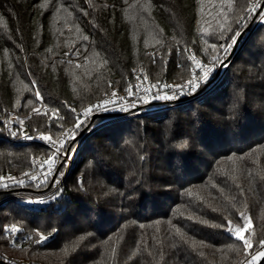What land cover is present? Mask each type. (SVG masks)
Returning <instances> with one entry per match:
<instances>
[{
	"label": "trees",
	"instance_id": "trees-1",
	"mask_svg": "<svg viewBox=\"0 0 264 264\" xmlns=\"http://www.w3.org/2000/svg\"><path fill=\"white\" fill-rule=\"evenodd\" d=\"M198 1L0 0V124L14 110L56 139L138 67L156 85L186 82L185 49L207 62ZM254 1L233 0L229 27L209 42L227 47L247 32L254 21L244 30L242 20ZM228 58L206 94L88 136L58 207L0 209V247L37 264H241L264 245V26ZM40 103L46 112L37 114ZM46 153L0 140V172L30 173ZM240 213L251 223L250 249L227 230L228 221L243 227ZM7 225L31 233V246L12 250ZM41 235L53 238L36 244Z\"/></svg>",
	"mask_w": 264,
	"mask_h": 264
},
{
	"label": "built area",
	"instance_id": "built-area-1",
	"mask_svg": "<svg viewBox=\"0 0 264 264\" xmlns=\"http://www.w3.org/2000/svg\"><path fill=\"white\" fill-rule=\"evenodd\" d=\"M249 9L254 10L248 11L246 18L242 20V25H246L251 18L254 23L247 31L246 39L249 38L259 26H264V0H255L250 4ZM184 53L190 64L191 77L182 84L168 85L171 86L169 87L171 91L173 87L177 88V91H179L177 86H186L194 77L202 74L201 69L204 66L213 68V71L207 83L201 84L197 91L193 93L185 88L184 94L179 95L173 102H178L179 100L188 102L198 98L197 96L200 94L202 95L203 91L214 87L216 83L220 82L226 72L222 69L219 70V67L216 65L203 61L196 55L195 61L190 59L189 57L194 55L191 50L185 49ZM151 55L153 58L155 57L154 52H152ZM64 59H68V57ZM196 61L200 63H196ZM144 77H147V79H144ZM153 85H156L155 82L147 76L144 68L138 67L133 71L132 76L128 78V83L124 88L112 86L110 91L105 93L101 99L80 111L76 115L75 123L67 127H62L58 137L52 139L56 142L55 146L63 145V147L51 170H49L48 164L45 162L53 155L55 147L41 138L42 136H46L45 133L33 132L30 129L29 119L31 115L21 114L14 110L5 113L1 117L0 140H4L15 146H41L46 149L47 153L32 159L33 169L30 173L17 174V172L14 171L0 172V209L9 206L11 203L29 211L58 207L68 198L66 194L68 176L74 166L78 151L86 138L104 126L141 117L156 111V108L150 106L154 102L155 87H152ZM137 87L140 89L139 93H137ZM145 89H151V91L145 94ZM129 90H131L132 95H129ZM199 90H202V93ZM113 92L116 93L115 96L112 95ZM106 101L109 102L107 104L109 110L106 111L104 108H101L97 111L95 109V106L104 105ZM113 101L115 103H113ZM121 105L128 106L127 110L120 111ZM130 105L135 106L131 107ZM89 109H92V111L89 112ZM39 110L40 113L46 112L43 103H40ZM77 117H80L82 121L79 128H76ZM94 117L96 118L94 119ZM93 120H98V122L94 125L85 126L87 122ZM19 121H23V124H20ZM10 133H16V135ZM45 174L47 175L46 181L44 179ZM32 176L38 179L32 180ZM20 180L25 181V183L19 185L17 182ZM5 185H7V187ZM13 226L15 225H7L5 229H11ZM15 227L19 229V231L15 233L4 231L6 238L9 240L10 248L12 250L29 248L33 240L32 234L26 232L22 227ZM45 237L46 239L43 243H47L53 238L52 236ZM0 264L37 263H32L29 260L14 256L0 247Z\"/></svg>",
	"mask_w": 264,
	"mask_h": 264
},
{
	"label": "rangeland",
	"instance_id": "rangeland-1",
	"mask_svg": "<svg viewBox=\"0 0 264 264\" xmlns=\"http://www.w3.org/2000/svg\"><path fill=\"white\" fill-rule=\"evenodd\" d=\"M229 3L231 4V10L229 11L228 5ZM233 10V0H199L198 1V20H197V30L199 34V43L202 48V52L205 55V59L209 64L216 65L219 67L218 69H222L223 71H226L229 67L230 64L224 63L226 62L225 60L228 58L229 55H231L232 50L235 46V44L231 47H216V49H212L211 45L212 43L209 42L208 36L211 33H218L221 34L224 30H226L229 27V22H230V14ZM223 25V27H221ZM248 25H242V28L248 29ZM243 30V31H244ZM246 30L239 35L237 40L240 39V43L237 47V50L233 54L231 60L239 53L242 51L246 44V36H247ZM246 34V35H245ZM226 50V51H225ZM221 57L222 58V63L221 62H214L213 57ZM230 57V56H229ZM219 83V82H218ZM216 83L214 87L218 84ZM213 87V88H214ZM210 90H205L203 94H206ZM156 93H159L161 96H163L165 93L171 94V89L165 88L162 85H157V87L154 88V96ZM201 94L197 97H200ZM196 99V98H195ZM174 99L172 100H165V99H159L156 98L154 99V102L162 103L160 106H155L156 111H161L163 109H169L172 107H178L180 105H183L184 103H187L185 100H179L178 102H173ZM15 206L14 203L9 204V208ZM4 233V232H3ZM246 234V233H245ZM1 246V243H0ZM264 251V245L258 247L254 251H250L247 258L241 263V264H261L262 261L264 260V257H260L256 261H251V256L258 254L259 252Z\"/></svg>",
	"mask_w": 264,
	"mask_h": 264
},
{
	"label": "snow or ice",
	"instance_id": "snow-or-ice-1",
	"mask_svg": "<svg viewBox=\"0 0 264 264\" xmlns=\"http://www.w3.org/2000/svg\"><path fill=\"white\" fill-rule=\"evenodd\" d=\"M228 9L229 11L231 10V4L229 3L228 5ZM254 9H249V11H252ZM221 27H223V25H221ZM240 33L237 31L233 34L232 37H230L231 39V43L227 46L228 48H231L236 42H237V38L239 37ZM84 40H87L88 37L87 36H84L83 37ZM212 49H216V45L215 44H212L211 45ZM226 51V50H225ZM76 55H79V53L77 52ZM190 59L192 60H196V57L195 55H192L191 57H189ZM85 59L87 60V57H85ZM213 60L214 62H221L222 63V58L217 56V57H213ZM196 63H200L199 61H196ZM213 71V68L211 67H207V66H204L202 67L201 69V73L199 76L197 77H194L193 80L189 81L188 84L186 86H177L179 88V91H177V88L173 87L172 88V91H171V94H167L165 93L163 96H161L159 93H156V95L154 96V99L156 98H159V99H165V100H172V99H176L178 98L179 95H182L184 94V90L185 88H187L190 92H195L197 91V89L200 87L201 84H204V83H207L208 79L210 78V74L211 72ZM144 79H147V77H144ZM152 87H157V85H153ZM163 87L165 88H168V87H171V86H168V85H164ZM140 89L139 87H137V93H139ZM151 89H145L144 92L145 94H147L148 92H150ZM113 96L116 95L115 92L112 93ZM129 95H132V92L131 90H129ZM36 97L37 99H40V93L39 92H36ZM29 103H32V101H29ZM109 102H105L104 105H97L95 106V109L98 111L100 110L101 108H104V110H109L107 108V104ZM113 103H115L113 101ZM131 107H134L135 105H130ZM127 107L128 106H124V105H121L120 106V111H125L127 110ZM33 111H35L37 114H40V110L37 108V109H34ZM71 111L75 112L76 110L75 109H71ZM89 112L92 111V109H89L88 110ZM54 117H58L59 119H63V117H60L59 116V113L58 112H53L52 114ZM20 124H23V121H19ZM81 119L80 117H77V123H76V128H79L81 126ZM12 135H16V133H10ZM25 138H29V137H25ZM42 139L48 141L50 144H52L54 147H55V150L53 152V155L49 158L48 161H46L45 163L48 164V167H49V170L52 169L53 165L55 164V161L56 159L58 158V155L60 154V151L63 147V145H60V146H55L56 145V142L52 140V137L50 136H42L41 137ZM141 159H143V157H141ZM229 159H232V157H229ZM11 179V178H9ZM32 180H36L38 179L37 177L35 176H32L31 177ZM44 179L45 181L47 180V175L45 174L44 176ZM19 185H23L25 183V181L23 180H20L17 182ZM7 187V185H5ZM189 195H191V193L189 192ZM240 218L242 221H245L243 227H240V226H236L235 228L232 227V222L231 221H228V228L227 230L230 232V233H233L235 235V237L239 240V241H242L243 243V246L245 248H248L250 249L252 247V243L249 239L246 238L245 236V233L248 231V229L251 227V223L250 222H247V218L244 216L243 213H240ZM190 219L192 217H189ZM199 219V218H197ZM201 223H208L206 220H201L200 221ZM6 232H11V233H15L17 231H19V229H17L15 226H13L11 229H5ZM176 232L179 233L180 232V229H176ZM91 235V234H89ZM46 239L45 236L41 235L39 237V239L36 241V243H43L44 240ZM81 240L84 239V237H81L80 238ZM15 242V241H14ZM261 244H264V241H260ZM193 245H195V242L193 241ZM260 257H264V251H261L259 252L258 254H255V255H252L251 256V261H256L258 260Z\"/></svg>",
	"mask_w": 264,
	"mask_h": 264
},
{
	"label": "water",
	"instance_id": "water-1",
	"mask_svg": "<svg viewBox=\"0 0 264 264\" xmlns=\"http://www.w3.org/2000/svg\"><path fill=\"white\" fill-rule=\"evenodd\" d=\"M240 39H241V38H239V39L237 40V42L235 43V46H234V48H233V50H232V53H231L230 57L228 58L227 62L231 60L233 54H234L235 51L237 50V47H238V45H239V43H240ZM95 118H96V117H94V119H95Z\"/></svg>",
	"mask_w": 264,
	"mask_h": 264
}]
</instances>
